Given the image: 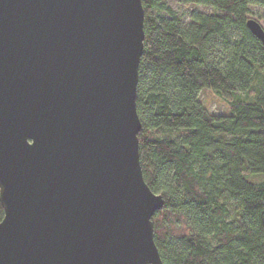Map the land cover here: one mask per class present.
Masks as SVG:
<instances>
[{
    "label": "water",
    "instance_id": "1",
    "mask_svg": "<svg viewBox=\"0 0 264 264\" xmlns=\"http://www.w3.org/2000/svg\"><path fill=\"white\" fill-rule=\"evenodd\" d=\"M144 19L142 0H0V264H163L139 154Z\"/></svg>",
    "mask_w": 264,
    "mask_h": 264
},
{
    "label": "trees",
    "instance_id": "2",
    "mask_svg": "<svg viewBox=\"0 0 264 264\" xmlns=\"http://www.w3.org/2000/svg\"><path fill=\"white\" fill-rule=\"evenodd\" d=\"M142 3L139 154L163 197L152 218L163 264H264V45L247 24L264 19V0ZM149 47L173 61L156 63ZM183 62L217 69L233 87L224 118L185 83Z\"/></svg>",
    "mask_w": 264,
    "mask_h": 264
},
{
    "label": "rangeland",
    "instance_id": "3",
    "mask_svg": "<svg viewBox=\"0 0 264 264\" xmlns=\"http://www.w3.org/2000/svg\"><path fill=\"white\" fill-rule=\"evenodd\" d=\"M254 18L264 27V19H259L257 16ZM149 57L158 64L162 61H173V56L169 52H161L153 47H149ZM180 67L185 83L198 86L202 100L209 106L215 117L217 119L224 118L228 114V105L222 95H224L225 90L231 91L233 89L228 81L217 69L206 68L200 62H183Z\"/></svg>",
    "mask_w": 264,
    "mask_h": 264
}]
</instances>
